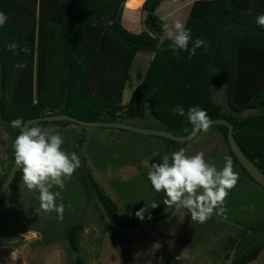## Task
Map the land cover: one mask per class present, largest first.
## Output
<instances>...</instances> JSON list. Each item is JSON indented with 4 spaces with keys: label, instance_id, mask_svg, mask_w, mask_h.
<instances>
[{
    "label": "trees",
    "instance_id": "16d2710c",
    "mask_svg": "<svg viewBox=\"0 0 264 264\" xmlns=\"http://www.w3.org/2000/svg\"><path fill=\"white\" fill-rule=\"evenodd\" d=\"M144 1L0 0V12L8 17L0 27V121L11 143V162L0 185L15 159L13 143L20 130L12 128L10 122L16 118L27 121L65 114L87 122H125L150 115L167 132L186 136L193 132L192 125L186 115L176 113L178 105L185 113L190 107L199 106L211 121L226 119L233 124L238 146L264 173V27L256 23V17L264 14V0H196L185 27L191 30L193 40L202 39L208 47L206 51L196 48L191 59L187 52L177 50L178 55L173 54L171 40H164L163 24L154 14L163 2L170 0L146 1L143 10L148 14L147 30L134 34L123 26L124 6L136 11ZM13 42L27 47L28 53L13 55L7 51L6 45ZM192 47L190 41L189 48ZM141 52L154 56L142 83L124 105L123 90ZM17 63L25 67L17 69ZM213 75L225 86L228 111L213 100ZM246 112L251 113L244 116ZM33 125L67 130L77 124L58 121ZM209 129L223 134L242 178L256 183L231 151L228 128L214 125ZM86 141L82 135L73 150L80 159L79 187L87 195L88 205L95 207L105 223L106 233L115 243L122 244L126 233L105 222L98 202L122 228L131 229L146 222L122 213L92 169L86 167V159L79 155ZM22 182L20 169L9 190H18ZM165 199L161 192L154 201L157 206L148 208L155 212L150 213L154 221L167 210L173 211L174 206L163 203ZM4 200L5 197L0 199V208ZM83 229L84 224H75L62 235L74 254L71 264H85L79 254ZM243 229L239 238L230 239L224 257L227 260L236 247L233 264H250L264 251V222L250 223Z\"/></svg>",
    "mask_w": 264,
    "mask_h": 264
},
{
    "label": "rangeland",
    "instance_id": "374dc122",
    "mask_svg": "<svg viewBox=\"0 0 264 264\" xmlns=\"http://www.w3.org/2000/svg\"><path fill=\"white\" fill-rule=\"evenodd\" d=\"M146 1L136 11L124 6L123 26L134 34L147 30L145 20L148 14L143 10ZM193 3L194 0L165 1L154 14L174 32L176 22L186 24ZM163 36L164 40L169 39L166 32ZM153 56V53L143 52L137 55L123 90L124 104L142 83ZM212 88L215 103L228 111L225 86L216 75H213ZM250 113L246 112L244 116ZM125 123L147 129L162 128L160 122L150 115L127 119ZM45 130L64 135L62 148L69 153L74 152L81 136H86L87 145L80 149V157L91 161L93 168L88 163L86 167L92 169L121 212L134 220L141 219L136 216L141 208H146L143 219H149L151 210L148 208L159 193L153 191L147 172L151 163L158 162L161 156L183 148L189 156L203 153L205 162L217 169L224 166L225 157L232 161L223 134L215 129L201 131L195 139L184 144H172L161 137L115 128L72 125L67 130L58 127ZM10 144L0 121V181L11 162ZM154 153L159 155L154 158ZM232 165L239 178L225 198L222 212L214 211L212 218L198 224L191 221L187 209L174 206L171 213L157 216L160 220L174 215L171 220L152 230L123 234L122 244L115 243L106 233L99 213L93 205H88L87 195L79 187L78 170L65 181L63 189L56 186L52 189L61 193L57 203L64 205L62 218L55 212H44L40 208L38 193L28 190L22 182L18 190L7 192L0 208V264H71L74 254L62 235L79 223L84 224L79 254L85 264H126L124 255L128 258L127 264H223L230 239L239 238L246 225L264 222L263 189L249 178H242L241 168L233 161ZM256 239L262 240L254 237ZM250 264H264V251Z\"/></svg>",
    "mask_w": 264,
    "mask_h": 264
},
{
    "label": "clouds",
    "instance_id": "9594fccd",
    "mask_svg": "<svg viewBox=\"0 0 264 264\" xmlns=\"http://www.w3.org/2000/svg\"><path fill=\"white\" fill-rule=\"evenodd\" d=\"M7 20V15L0 12V27H3ZM256 23L264 27V14L256 17ZM174 29L173 32L167 24L162 26V30L171 40L169 47L174 55H178L179 50L187 52L188 58L191 59L196 48L203 47L207 50L205 41L199 38L193 40L191 30L183 23L176 22ZM190 41L193 42L192 48H189ZM6 50L11 51L13 55H19L20 52L27 54L29 51L27 47H20L15 42L6 45ZM14 67L23 69L25 65L17 63ZM175 111L180 116L186 115L193 132H207L212 124L206 111L199 106L190 107L185 113L183 107L178 105ZM10 124L12 128L20 130L13 148L15 162L22 171L24 185L28 190L38 193L40 208L44 212H55L62 218L64 205L57 203L61 193L52 189L54 186L63 189L65 181L80 167L79 157L75 152L69 153L62 148L65 140L59 133H48L36 125L29 126L21 118L12 120ZM157 155L159 154L154 153L153 157ZM238 178L239 174L233 170L230 158L225 157L224 166L217 169L215 165L205 162L203 153L189 156L183 148L161 156L158 162L151 163L147 172V180L153 191L165 194L163 203L187 209L191 221L198 224L212 218L214 211H223L225 198L236 186ZM156 206L151 205L152 208ZM145 211L146 208H141L136 212V216L143 219Z\"/></svg>",
    "mask_w": 264,
    "mask_h": 264
},
{
    "label": "water",
    "instance_id": "95a60500",
    "mask_svg": "<svg viewBox=\"0 0 264 264\" xmlns=\"http://www.w3.org/2000/svg\"><path fill=\"white\" fill-rule=\"evenodd\" d=\"M58 121H67V122H72L75 123L77 125L80 126H84V127H102V128H115V129H121V130H126V131H130L133 133H140V134H146V135H152V136H157V137H161L164 139H168L171 141H174L178 144H184L190 140L195 139L201 131H197V132H192L189 135L186 136H178V135H174L170 132H167L164 129H147V128H142V127H136V126H132L128 123L125 122H107V121H98V122H87V121H82V120H78L75 117H71L65 114H59V115H49V116H45V117H39L36 119H30L27 120V124L29 126H32L35 123H39V122H58ZM224 126L226 128H228V136H227V140H228V144L230 146L231 151L233 152V154L236 156V158L238 159L240 165L245 169V171L248 173V175L259 185L264 189V173L256 166L255 163H253L240 149V147L238 146L235 136H234V125L231 124L229 121H227L226 119H216V120H212V124L211 126ZM20 170V168L16 165L15 159L13 162V165L11 167L10 172L8 173V176L6 177V179L3 181V183L0 185V199L4 198L7 194V192L9 191V189L12 186L13 181L16 178L17 172ZM98 207L104 217V220L107 224L111 225L112 227H114L116 230H119L123 233H132L138 230H152L155 228H158L160 226H162V224L165 221H169L171 220L174 215H172L171 217H169L168 219H160V220H156V221H151V222H146L144 224H141L139 226H135L131 229H126V228H122L121 226H119L118 224H116L114 221H112L109 217L108 212L106 211L105 207L102 205V203L98 202ZM236 255V247H234L231 252L230 255L228 257L227 260H225L224 264H233L234 258Z\"/></svg>",
    "mask_w": 264,
    "mask_h": 264
},
{
    "label": "crops",
    "instance_id": "0c3cea01",
    "mask_svg": "<svg viewBox=\"0 0 264 264\" xmlns=\"http://www.w3.org/2000/svg\"><path fill=\"white\" fill-rule=\"evenodd\" d=\"M196 0H194V2H195ZM193 6V5H192ZM124 24V23H123ZM131 98V97H130ZM160 129H163V128H160ZM56 133H58V132H56ZM87 145V141L85 142V144H84V146H83V149H84V147ZM85 159L87 160V163L90 165V167H92L93 168V166H92V164H91V161L89 160V159H87L86 157H85ZM94 172L96 173V171H95V169H94ZM95 176V175H94ZM95 178L97 179V181H98V178H97V176H95ZM99 182V181H98ZM100 184H101V186H102V182H99ZM21 185H22V183H21ZM20 187V186H19ZM103 187V186H102ZM19 189V188H18ZM103 189H104V187H103ZM105 190V189H104ZM107 193H108V191H106ZM161 193V192H160ZM159 193V194H160ZM159 194H157V197L159 196ZM114 202H115V200H113ZM152 212V211H151ZM167 212H169V210H167L165 213H167ZM153 213H155V212H153ZM153 213H151V214H153ZM149 219H139V220H144V221H154L153 220V216L152 215H150L149 214ZM152 219V220H151ZM0 238H2V237H0Z\"/></svg>",
    "mask_w": 264,
    "mask_h": 264
}]
</instances>
